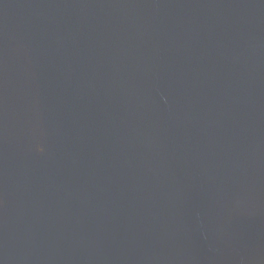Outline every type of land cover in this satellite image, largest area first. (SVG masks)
<instances>
[{
	"label": "water",
	"instance_id": "95a60500",
	"mask_svg": "<svg viewBox=\"0 0 264 264\" xmlns=\"http://www.w3.org/2000/svg\"><path fill=\"white\" fill-rule=\"evenodd\" d=\"M0 264H264V0H0Z\"/></svg>",
	"mask_w": 264,
	"mask_h": 264
}]
</instances>
